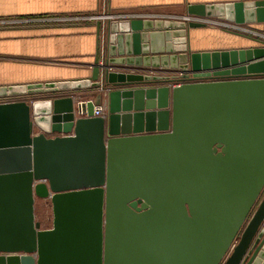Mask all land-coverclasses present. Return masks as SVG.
Returning <instances> with one entry per match:
<instances>
[{"label":"water","instance_id":"obj_1","mask_svg":"<svg viewBox=\"0 0 264 264\" xmlns=\"http://www.w3.org/2000/svg\"><path fill=\"white\" fill-rule=\"evenodd\" d=\"M188 14L264 23V0ZM106 24L88 79L0 85L53 96L0 103V264H264V46L193 51L206 24L185 18ZM112 64L184 73L171 87ZM84 87L98 93L79 116L60 95Z\"/></svg>","mask_w":264,"mask_h":264},{"label":"crops","instance_id":"obj_2","mask_svg":"<svg viewBox=\"0 0 264 264\" xmlns=\"http://www.w3.org/2000/svg\"><path fill=\"white\" fill-rule=\"evenodd\" d=\"M236 1L250 0H0V21H4L0 23V85L88 79L99 48L97 23L100 20L104 53L107 22L131 18L180 20L192 16L188 14L191 4ZM243 26L264 32V23ZM190 38L193 51L264 46L259 35L209 25L191 28ZM112 67L111 71L128 74L125 68L165 66L112 64ZM166 75L153 77L166 80L175 76ZM164 84L169 85H161ZM97 93L84 87L62 91L60 96L72 95L78 103L95 99ZM33 94H42L46 99L53 97L50 91Z\"/></svg>","mask_w":264,"mask_h":264},{"label":"built area","instance_id":"obj_3","mask_svg":"<svg viewBox=\"0 0 264 264\" xmlns=\"http://www.w3.org/2000/svg\"><path fill=\"white\" fill-rule=\"evenodd\" d=\"M207 18L209 17H200V16H197L195 17V15H192V16H186V19L188 21H198V22H203L205 23L204 21H208ZM1 22H4V21H0ZM237 24H231V23H226V26L228 28L232 27L233 28H238V29H245L244 26L242 27H237V26H240L241 24L237 25ZM249 31V30H247ZM113 67H111L112 69ZM126 70H124V72L128 73V74H136V75H143V76H150V77H153L154 75H165L167 76L166 74H169V76H172V75H175L173 77H168L170 79H179L180 77H182L183 75V71L182 70H174V69H169V68H153V67H133L132 69H129V68H125ZM189 73V76L190 77H193L194 76V73L193 72H188ZM179 82L177 81H174V82H170L169 83V86L173 87L175 85H177ZM101 101L99 104H96L94 106V113L93 115L94 116H104L105 114L108 113V109H109V92H108V89H101ZM29 97L25 94H19V95H11V94H6V95H2L0 96V103H3V102H10V101H17V100H26L28 99ZM79 105H80V111H79V116H86L87 115V112L82 109V105L83 103H87V101H80L78 102Z\"/></svg>","mask_w":264,"mask_h":264},{"label":"rangeland","instance_id":"obj_4","mask_svg":"<svg viewBox=\"0 0 264 264\" xmlns=\"http://www.w3.org/2000/svg\"><path fill=\"white\" fill-rule=\"evenodd\" d=\"M195 17H197V15H195ZM201 17V16H200ZM208 21H204L206 25L215 27V28H219V29H225V30H231L234 32H241V33H245V34H256L259 35V38L264 41V32H257L254 29L248 28L247 26H244L245 29H238V28H233L230 27L228 28L226 26V23H231V24H237L236 22L230 21L228 19H223L220 18L219 16H212L207 18ZM236 25V26H237ZM243 24H241L240 26L237 27H242ZM264 29V27H263ZM249 30V31H247ZM180 70V69H179ZM26 96V95H25ZM44 100L46 99V97L42 94L39 95H31L29 96L28 100L29 102H31L32 100ZM36 212H37V219L40 220L42 222V226L44 228H49L52 226V219H53V213H52V204L50 203L49 199H38V202L36 204Z\"/></svg>","mask_w":264,"mask_h":264},{"label":"trees","instance_id":"obj_5","mask_svg":"<svg viewBox=\"0 0 264 264\" xmlns=\"http://www.w3.org/2000/svg\"><path fill=\"white\" fill-rule=\"evenodd\" d=\"M160 82H162V83H166V82H168L167 80H163V81H160Z\"/></svg>","mask_w":264,"mask_h":264}]
</instances>
